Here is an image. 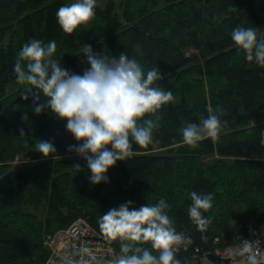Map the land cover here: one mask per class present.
Listing matches in <instances>:
<instances>
[{"label":"trees","instance_id":"obj_1","mask_svg":"<svg viewBox=\"0 0 264 264\" xmlns=\"http://www.w3.org/2000/svg\"><path fill=\"white\" fill-rule=\"evenodd\" d=\"M66 4L0 0V264H43L46 234L79 216L100 231L104 212L126 201L139 208L163 198L170 205L167 214L177 232L193 240L176 253L181 261L193 258L196 248H210L216 236L219 245L232 243L236 227L247 234L264 226V68L247 62L231 39L237 26L254 28L264 38V0H124L120 10L109 1L70 35L56 20ZM33 39L45 45L54 39V59L70 72L89 67L77 55L91 44L100 54L126 51L145 73L158 67L164 74L157 83L174 100L158 112L162 119L153 143L134 145L131 157L108 170V182L92 184L86 161L67 151L76 141L66 121L50 110L36 115L32 97H20L23 86L13 65ZM192 46L201 48L202 63L186 53ZM217 106L227 121L219 139L206 138L196 148L184 144L185 122L198 123ZM36 140L52 142L56 154L44 158L35 151ZM20 154L31 157L13 163ZM192 191L213 195L212 208L203 213L212 222L203 233L188 215ZM109 243L118 255L119 242Z\"/></svg>","mask_w":264,"mask_h":264},{"label":"clouds","instance_id":"obj_2","mask_svg":"<svg viewBox=\"0 0 264 264\" xmlns=\"http://www.w3.org/2000/svg\"><path fill=\"white\" fill-rule=\"evenodd\" d=\"M95 7L96 0H74L62 5L56 12L60 29L70 35L81 25L89 24L95 18ZM231 39L237 50L243 51L247 62L264 68V38L258 39L254 28L237 26ZM56 50L54 39L46 45L33 39L22 46L13 65L16 81L23 86L20 97L24 100L32 97L36 115L50 110L54 117L66 121V131L76 141L67 151L86 161L92 184L108 182V170L131 157L134 145L147 147L153 143V133L162 119L158 112L174 100L173 93L157 83L164 79L158 67L145 73L126 51L119 56L100 54L91 44H85L82 55L77 56L86 58L89 67L79 74L54 59ZM134 51L139 52L140 45ZM223 115L219 106L209 107L207 117L201 115L198 123L185 122L181 128L183 143L196 148L206 138L218 140L222 126H227L226 120L221 121ZM22 119L27 120V115ZM20 135H25L23 128ZM34 148L44 158L57 151L52 142L45 140H36ZM74 167L76 172L82 170L80 164ZM189 195L192 204L188 215L203 233L212 222L203 213L212 208L213 195L195 191ZM168 209L170 205L163 198L154 205L134 208L132 201H126L109 209L98 219V225L109 242H119L120 251L114 260L105 262L95 256L85 259L82 253L87 249H79L66 254L61 264H182L176 253L193 244V240L177 232ZM246 250L251 253V245ZM248 259L256 264L255 254Z\"/></svg>","mask_w":264,"mask_h":264},{"label":"built area","instance_id":"obj_3","mask_svg":"<svg viewBox=\"0 0 264 264\" xmlns=\"http://www.w3.org/2000/svg\"><path fill=\"white\" fill-rule=\"evenodd\" d=\"M179 233L185 235L184 232ZM219 241L220 238L216 236L210 248L201 252L199 248H196L194 257L181 261L182 264H206L205 261L214 264L207 258V253L228 259V264H251L248 257L255 254L256 263L264 264V226L234 243L219 245ZM43 244L48 250L43 264H61L62 258L66 254L79 249H87V252L82 253L85 259H91L92 256H95L97 259L107 262L114 260L117 256L114 247L104 238L101 232L82 216L74 218L69 224L55 230L53 233L46 234L43 238ZM250 245L251 253L246 250ZM186 249L181 247L179 250ZM76 258L79 259V257Z\"/></svg>","mask_w":264,"mask_h":264},{"label":"rangeland","instance_id":"obj_4","mask_svg":"<svg viewBox=\"0 0 264 264\" xmlns=\"http://www.w3.org/2000/svg\"><path fill=\"white\" fill-rule=\"evenodd\" d=\"M65 2H67V3H71V2H74V0H64ZM109 1H113L114 3H115V6H116V9L117 10H120V8H121V6H120V4L124 1V0H96V7H99V8H103ZM186 53L187 54H190L191 56H193V58L195 59V61H197V62H200V63H202L203 62V60H204V56H203V53H202V50H201V48L200 47H198V46H192V47H190V48H188V50L186 51ZM25 155V154H24ZM28 157H31V154H27V156H23L22 154H20V155H17V157L15 158V160L13 161V163H15V162H18V161H20V160H22V159H26V158H28ZM260 228V227H259ZM255 230H257V229H255ZM255 230H253V231H255ZM253 231H251V232H249V233H247V234H242V232L240 231V229L238 228L237 229V227H236V233H234L235 234V239H234V241H232V243H234L235 241H237V240H239V239H241V238H243V237H245V236H248V235H250ZM223 239L225 238V237H222ZM225 240V239H224ZM212 243H213V241H212ZM201 249V248H200ZM202 250V249H201ZM206 250V249H205ZM201 252V251H200ZM199 253V252H198ZM205 263L206 264H210V262H208V261H205Z\"/></svg>","mask_w":264,"mask_h":264},{"label":"water","instance_id":"obj_5","mask_svg":"<svg viewBox=\"0 0 264 264\" xmlns=\"http://www.w3.org/2000/svg\"><path fill=\"white\" fill-rule=\"evenodd\" d=\"M206 256L214 264H228L229 263L228 259L215 256L211 253H207ZM233 264H246V263H233ZM256 264H261V263H256Z\"/></svg>","mask_w":264,"mask_h":264}]
</instances>
